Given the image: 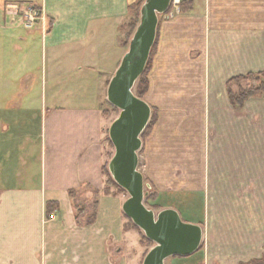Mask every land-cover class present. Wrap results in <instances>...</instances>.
<instances>
[{"label":"crops","instance_id":"1","mask_svg":"<svg viewBox=\"0 0 264 264\" xmlns=\"http://www.w3.org/2000/svg\"><path fill=\"white\" fill-rule=\"evenodd\" d=\"M187 1V12L159 24L150 91L168 107L143 142L139 169L160 189L159 199L163 192H202L206 209L197 224L204 241L214 228L216 243L233 248L217 253V263L246 264L264 257V97L236 108L227 85L264 73V0ZM137 2L0 0V264H126L127 199L103 192V104ZM31 8L42 20L27 28ZM197 83L221 102L216 133L190 121L183 122L190 134L177 136L170 127L184 113L169 102L187 101L181 91ZM221 196L239 199L231 220L211 211L212 198Z\"/></svg>","mask_w":264,"mask_h":264},{"label":"water","instance_id":"2","mask_svg":"<svg viewBox=\"0 0 264 264\" xmlns=\"http://www.w3.org/2000/svg\"><path fill=\"white\" fill-rule=\"evenodd\" d=\"M172 2L144 1L139 25L107 90V101L119 111L109 128L114 155L108 170L114 182L129 195L123 204L124 215L154 244L143 264H166L174 257H190L201 249L204 241V228L184 222L178 211L164 209L156 213L146 206L149 194L139 169L142 135L153 111L150 104L136 95L135 89L156 44L160 17L169 12Z\"/></svg>","mask_w":264,"mask_h":264},{"label":"rangeland","instance_id":"3","mask_svg":"<svg viewBox=\"0 0 264 264\" xmlns=\"http://www.w3.org/2000/svg\"><path fill=\"white\" fill-rule=\"evenodd\" d=\"M32 9H34V8H32ZM172 13L174 15H176V14L180 13V9H179V12L177 13L175 11L174 6H172L168 13H166L160 17V22L161 21L165 22V21L172 19L174 17L171 15ZM136 14H137V12H136ZM136 14L135 13L131 14L130 19H128V23L123 28L122 42L124 44L127 43V45H125L126 52L128 51L130 40L133 37L137 26L139 25L140 12H139L138 16H135ZM17 22L19 23V20H17ZM37 23H39V21L36 22V24ZM20 28H25V27L22 26ZM157 48H158V45H157V47H155L154 51L152 50L151 57L149 60L150 66L146 72V77L149 80V83H150V77L152 76V73H153L152 70H153L154 61H155L156 55H157V50H158ZM263 82H264V78H262V79L260 78L259 81L249 80V81L243 82V84L238 85V86L233 85L232 88H233V90H235L236 93H238L239 89L248 91L252 88H258L261 85V83H263ZM52 87H53V85H51V84L47 85V92L50 96V100L48 103L50 106L53 103L51 101ZM181 92L183 93V94L181 93V95L186 97L187 101H182V103H179V101L174 100L172 102H169V104H170L169 107H171L174 110L178 109L180 114L181 113H184V114H181L182 117L177 116L178 119L181 118V121L173 123L172 127H170V130L171 131L174 129L178 130L177 136L179 135L180 137L182 134L189 135L190 133H186V132L184 133V131L187 130L186 129L187 125H185V123H183V122H187V124H188V122L193 121V123H195V125H196L194 128L195 130L200 131L201 129H203V131H204V128L202 125H203V123H206V127L211 128L212 134L214 135L216 133V128H217L216 122L219 121L220 117H217V112H218L217 109L219 108L218 104H217L218 101L208 99L210 96L213 95L212 90L210 89V86L207 84H206V86H202V84L197 83L192 88L190 86L185 87L183 89V91H181ZM209 92L211 93L210 95H209ZM135 93H136V89H135ZM205 93H206V95H205ZM154 95L152 94V92L149 89L148 93H146V95L144 96V99H143L148 104H150V106L154 109L150 123L152 122V119L155 116V119H154L152 125L150 124L151 125L150 132L148 134H146L144 137H143L144 134L142 135V137H143L142 141L143 142L148 140V138L152 134L153 130L157 126L158 122H160L159 114L160 113L163 114L164 110H166L165 108L168 107L167 106L168 102H162L161 100H159V98H157L156 94H154ZM172 96H174V92H173ZM205 98H206V100H205ZM175 99H177V98H175ZM218 103L220 105L221 102H218ZM216 104H217V106H216ZM189 105L191 107V110H190ZM103 109H104V111H110L111 112L110 113L111 115L109 116V118H104V139L103 140H105L107 137V130H109L111 124L119 116V111L118 110L114 111L112 109V107L110 106V104L107 105L106 102H104V104H103ZM172 109H170V110H172ZM163 118H168V116H163ZM242 118L251 119V116H246V117H242ZM162 119H161V121H162ZM251 133L252 132H249L248 135H246V136L248 137V136L252 135ZM207 136H208V140L206 143L207 147H206V150H204V156L208 155V147L210 145V143H209L210 134H207ZM183 138H184V136H183ZM171 140L174 143V139L172 138ZM196 141H198V140H196ZM185 143L189 144L188 141H186V142L184 141V144ZM104 144H105V160H106L105 164L109 165V162L114 155V148L112 145H110L106 141ZM195 156L199 157L198 154H195ZM207 159H208V156H207L206 160ZM197 160L200 161V159H197ZM205 166H206V161L204 164L202 162V168H203L202 172H205L204 171ZM139 167H140V164H139ZM197 167H198V169H200L199 165ZM175 168H177L176 171H174L175 175L179 178L183 177L184 170H185V169L183 170V166H178ZM206 169H207V167H206ZM105 178L107 181V176H105ZM144 179H145V185H146V192L149 194L145 200V204L149 209H152L156 213H159L160 211H162L160 207H164L165 209H174V208H171L169 206H177L178 210H176V209H174V210H176L178 212L180 211L181 213L183 212L182 214H180V212H179V214L181 215V218L184 222L190 223V224H197L198 221H201V219H203L204 211L206 209V203H205L206 199H205V196L202 192L201 193H194V194L188 193L187 197H184L186 194H183V193L173 194V193L168 192L165 194L163 192V195L159 199L160 189L157 188V186L154 184L153 180H151L148 176H146V177L144 176ZM221 183L222 182H220V184ZM117 191L118 190L115 188L114 192L120 193L126 199L129 198V195L125 191H122V192H117ZM234 200H236L237 202L239 201L238 198L221 196L220 198H212V201L214 202L212 210L210 209L209 205H207V206L209 207V211L211 210L213 212V215L215 216L216 219H217V213L220 212L219 213L220 216L222 213L223 214L222 216H226L228 218V220H231V218H233V209H234V207L232 205L233 204L232 201H234ZM184 202H186V204H184ZM184 207H189L191 209L189 212H186ZM182 215L184 216V218ZM216 219H214V222H216ZM189 221H192V222H189ZM230 223H231V221H230ZM128 230H129V235L126 237V242L124 243V246H123V248H125L126 254H127V256L125 257L126 264H143L144 258L146 257L147 253L154 247V244L151 245L150 243H148L146 241L147 238L145 237L144 233L138 227L136 229V228L130 226L128 228ZM220 231H222V230H220ZM217 233H218V231L214 228L212 230H209L207 235H206L204 244H202V247L199 251L201 254L203 253L202 259L207 257L209 262L203 261L202 259H200V260H197V259L196 260H188L187 259L186 260V259L180 258V259H171L167 262V264H218L216 261L217 260L216 259L217 253L231 254L233 252V248L230 244H223V245L217 244L216 242L219 240L218 237H220L219 235H217ZM230 237H232V236H230ZM200 253L197 252L192 256L195 257L198 254L200 255Z\"/></svg>","mask_w":264,"mask_h":264},{"label":"trees","instance_id":"4","mask_svg":"<svg viewBox=\"0 0 264 264\" xmlns=\"http://www.w3.org/2000/svg\"><path fill=\"white\" fill-rule=\"evenodd\" d=\"M144 1L145 0H138V2L136 4L131 6V8H130L131 13L136 14V12H137V14L135 16H138ZM190 8H191V3L188 2L187 0H182V2L180 4V12L183 14V13L187 12ZM157 37H158V35H157ZM125 45H127V43ZM155 47H157V41H156V44L153 48V51H154ZM149 66H150V61L148 62L147 68H146L143 76L138 81L137 86H136V94L141 99H144V96L146 95V93H148V91L150 89V83L146 77V72H147ZM260 78L261 79L264 78V73L250 74L247 76H241V77H236V78L232 79L227 85L228 95H229V99H230L231 104L236 108H239V107L242 108L246 104V102H248L249 100L254 99V98L264 97V82L261 83V85L258 88H252L248 91L239 89L238 93H235V91L232 88L233 85L238 86V85L243 84V82H246L249 80L259 81ZM110 106L112 107V109L114 111H117V109L114 108L112 105H110ZM152 111L154 112L153 108H152ZM110 113H111L110 111H104L103 115L105 118H109V116L111 115ZM154 119H155V116L153 117L152 122L150 123L151 125H152ZM150 124L148 125L147 129L145 130L143 137L150 132V130H151ZM108 135H109V130H107V137H106L105 141L108 142L110 145H112ZM103 174L105 176H107L106 187L103 191L104 194L109 195V194L116 193V192H114L115 188L118 190L117 192L124 191L114 182L113 178L111 177V175L109 173L107 164H104V166H103ZM71 195L74 196L75 192L72 191ZM126 219L129 221L128 224L126 225L127 229L130 226L137 229V226H135V224L131 220H129L127 217H126ZM146 241L148 243H150L151 245H153V243L151 241H149L148 239H146ZM176 258H182V257H176ZM246 264H264V257L261 259L253 260V261L246 263Z\"/></svg>","mask_w":264,"mask_h":264},{"label":"built area","instance_id":"5","mask_svg":"<svg viewBox=\"0 0 264 264\" xmlns=\"http://www.w3.org/2000/svg\"><path fill=\"white\" fill-rule=\"evenodd\" d=\"M181 2H182V0H173V5L172 6H174L175 11L177 13L179 12ZM171 15L174 16L173 13ZM41 20H42L41 12L31 8L28 11V14H26L24 16L23 24L27 28H32L36 24V22L41 21Z\"/></svg>","mask_w":264,"mask_h":264}]
</instances>
